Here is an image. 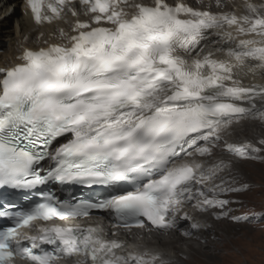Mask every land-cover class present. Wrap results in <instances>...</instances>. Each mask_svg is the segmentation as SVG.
I'll return each mask as SVG.
<instances>
[{"label": "snow or ice", "instance_id": "obj_1", "mask_svg": "<svg viewBox=\"0 0 264 264\" xmlns=\"http://www.w3.org/2000/svg\"><path fill=\"white\" fill-rule=\"evenodd\" d=\"M230 2L26 0L49 32L0 68V190L25 197L0 206V264H170L111 229L165 235L184 221L191 237L206 225L187 209L264 222V210L231 215L227 198L249 190L237 164L264 159V138L232 140L264 124L252 82L264 79V4L214 10ZM97 212L109 231L67 223Z\"/></svg>", "mask_w": 264, "mask_h": 264}, {"label": "bare ground", "instance_id": "obj_2", "mask_svg": "<svg viewBox=\"0 0 264 264\" xmlns=\"http://www.w3.org/2000/svg\"><path fill=\"white\" fill-rule=\"evenodd\" d=\"M145 3L150 2V0H142ZM169 3H174L173 0H168ZM184 2L189 3L193 7H206L209 0H205V4L203 6L198 5L196 3V0H184ZM215 0H212V3H214ZM252 3H255L259 5L261 2H264V0H251ZM243 3V0H231V2L228 4V7L224 9H214L215 11H231L234 8H238ZM21 0H0V47L2 49L0 53V65L1 68H7L12 66L15 63H19L16 59V57L20 54V43L23 40L25 36L29 37L28 43L25 45L29 48H36L38 45L36 43V37L39 35L40 31H43L45 33V36L47 37L49 28L44 27L41 29H36V27H33L31 23H29V20L27 19L25 15V10L20 8ZM61 27H65L67 30V25H59ZM3 46V47H2ZM252 82L256 84H264V79H261L259 76H257ZM260 107L261 105L258 103L257 105ZM235 135L232 137L233 141L236 140H250L253 143L256 142L257 138H264V124H261L259 121H247L244 122L241 126L237 127L235 129ZM264 155V154H262ZM252 162L255 165L262 166L264 164V159H254V160H248L243 161L237 164L236 166V172L238 179L241 184H246L249 188L247 192L232 195L227 197L228 199L235 201L236 198L243 196L244 194H250L251 192L264 191L263 186H256L254 185V180L249 177H245V173L243 171V166L245 162ZM238 187L240 184L237 185ZM245 199V198H244ZM246 204L248 207L252 204H255L251 201V203H247V200L245 199ZM236 203V202H235ZM232 203L229 207L232 209L231 215H236L240 217H246V216H252L253 213L249 214L246 211L240 212L239 211V204ZM191 215L196 220H200L203 222L206 226L202 228L199 232H195L191 237H185L183 235V232L189 231V224L190 222H184V221H178L180 227L178 231H175L171 234H166L163 237L160 236H149L144 237L141 233L138 235L139 237H142L141 240H143L144 244H142L141 247L138 248V250H143L145 248L150 249L154 252H159L163 254L164 258L170 261V264L174 262L173 264H189L191 260L199 262L203 257H212L214 258L213 254L208 251L204 250V245H199V242L193 244V241H204L205 246L207 248H212V250L217 251L220 250L221 247L212 241H209L210 237H214L215 239H220L221 242H224L222 239L221 234H224L222 232L223 226L220 225L222 222H229L232 225H242L246 229L253 230L254 227H252V224H260L259 222L253 221L252 223H234L231 219H222V220H215L211 217L208 213H198L195 212L193 209H187ZM264 227V225H262ZM222 227V228H221ZM221 228V229H220ZM262 228V227H260ZM259 229V228H258ZM241 234H244V232L240 231ZM239 232V234H240ZM227 244H222V246H226ZM205 247V248H206ZM209 249V250H210ZM222 252L217 253L216 256L221 255ZM187 256V260H185V257ZM182 258V260L180 259ZM189 259V260H188ZM185 260V262H184ZM210 260V259H209Z\"/></svg>", "mask_w": 264, "mask_h": 264}, {"label": "rangeland", "instance_id": "obj_3", "mask_svg": "<svg viewBox=\"0 0 264 264\" xmlns=\"http://www.w3.org/2000/svg\"><path fill=\"white\" fill-rule=\"evenodd\" d=\"M243 167L245 177L252 178L254 180V185L258 186L259 184V186L264 187V164L258 166L250 161L245 162ZM244 198L247 200L248 204L251 203V201L255 204L248 207L245 205L246 201ZM235 202L236 205L240 203V212L247 210L249 214L253 213L254 215L259 216L262 214V210H264V191L261 193L260 191H256L251 192L250 194H244L243 196L236 198ZM259 223V225L252 224V227H254L253 230L246 229L242 225H232L229 222L220 223V225L223 226L222 232L224 233H220V235L223 240L225 239L224 242H221L220 239H215L214 237H210L209 241L219 245L221 249L214 251L212 248H207L205 243H203L205 240L201 242L197 240L193 241V244L199 242V245H204L203 251L206 250L209 253L211 252L214 258L208 257V259H206V257H203L199 262L191 260L189 264H264V227L262 226L264 225V222ZM240 231L244 232V234H241ZM222 244L227 245L222 246ZM220 252H222V254L216 256V254ZM184 257L185 260H187L188 257ZM180 259L182 260V258ZM173 263L174 262L171 264Z\"/></svg>", "mask_w": 264, "mask_h": 264}]
</instances>
